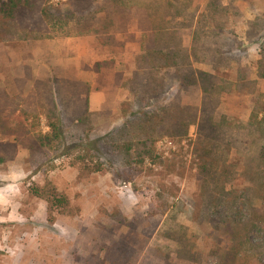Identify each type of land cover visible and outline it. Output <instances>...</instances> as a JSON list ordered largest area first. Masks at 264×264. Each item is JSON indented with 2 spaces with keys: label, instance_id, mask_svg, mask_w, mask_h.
Here are the masks:
<instances>
[{
  "label": "trees",
  "instance_id": "obj_1",
  "mask_svg": "<svg viewBox=\"0 0 264 264\" xmlns=\"http://www.w3.org/2000/svg\"><path fill=\"white\" fill-rule=\"evenodd\" d=\"M235 1L67 0L63 9L53 0H0V44L32 48L38 41L92 35L102 47L124 48L140 34L129 75L117 82L130 96L120 103L122 121L102 137L90 136L100 112L89 109L87 83L51 71L36 78L23 62L22 74L0 85V165L18 149L26 150L24 163L34 172L81 152L80 166L89 173L112 171L131 181L146 170L167 178L178 166L157 150V142L181 141L195 126L197 223H209L226 242L219 247L216 238L211 251L224 250L223 260L264 257V92L255 91L257 79H264V12L244 20ZM240 35L246 40L239 41ZM247 41L259 42L257 62H241L236 52ZM104 63L96 62L94 71ZM193 90L196 101L189 100ZM231 93L251 102L245 120L218 111L222 96ZM232 154L241 158L239 172ZM158 185L169 192L164 182ZM165 208L150 209L148 218L171 211ZM151 224L155 229L159 222ZM101 249L97 264L133 262L135 249L124 241Z\"/></svg>",
  "mask_w": 264,
  "mask_h": 264
},
{
  "label": "rangeland",
  "instance_id": "obj_2",
  "mask_svg": "<svg viewBox=\"0 0 264 264\" xmlns=\"http://www.w3.org/2000/svg\"><path fill=\"white\" fill-rule=\"evenodd\" d=\"M53 1L67 8V0ZM234 5L244 20L264 12V0H236ZM139 36L136 33L135 41L124 48L102 47L92 35L38 41L32 48L27 43L15 47L0 44V85L21 75L23 62L36 78L49 76L51 71L80 79L90 86L89 109L100 112L90 136L102 137L122 121L120 103L130 96L117 82L129 75ZM117 39L122 40L120 35ZM243 40L240 35L239 41ZM241 45L236 51L241 62H257L259 42ZM96 62H105L98 71H94ZM194 67L211 71L206 64ZM251 78L255 79L254 73ZM257 80L256 93L264 92V79ZM197 95L193 90L189 100L196 101ZM221 99L219 112L247 118L251 102L234 93ZM195 140V126L181 141L160 139L157 150L175 162L179 171L159 178L144 170L131 181L112 171L83 170L78 158L81 152L60 157L50 167L34 172L24 163L26 150L18 149L11 161L0 165V264H97L102 246L114 241H124L135 249L132 264H264L261 254L235 259L228 255L223 260L224 250L218 255L211 251L216 238L219 247L226 242L209 223H197L200 180ZM230 157L239 172L241 158ZM159 181L169 192L159 187ZM240 186L238 179L235 187ZM36 189L41 197L35 195ZM164 206L171 210L169 214L148 218L150 209L160 211ZM176 209L181 212L171 220L169 215ZM150 220L159 222L155 229ZM252 239L260 242L256 236Z\"/></svg>",
  "mask_w": 264,
  "mask_h": 264
},
{
  "label": "crops",
  "instance_id": "obj_3",
  "mask_svg": "<svg viewBox=\"0 0 264 264\" xmlns=\"http://www.w3.org/2000/svg\"><path fill=\"white\" fill-rule=\"evenodd\" d=\"M90 96H91V95H90V93H89V104H90Z\"/></svg>",
  "mask_w": 264,
  "mask_h": 264
}]
</instances>
